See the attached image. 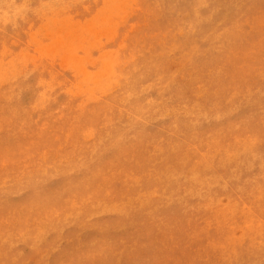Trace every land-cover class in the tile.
Masks as SVG:
<instances>
[{
	"label": "rangeland",
	"instance_id": "obj_1",
	"mask_svg": "<svg viewBox=\"0 0 264 264\" xmlns=\"http://www.w3.org/2000/svg\"><path fill=\"white\" fill-rule=\"evenodd\" d=\"M0 264H264V0H0Z\"/></svg>",
	"mask_w": 264,
	"mask_h": 264
},
{
	"label": "bare ground",
	"instance_id": "obj_2",
	"mask_svg": "<svg viewBox=\"0 0 264 264\" xmlns=\"http://www.w3.org/2000/svg\"><path fill=\"white\" fill-rule=\"evenodd\" d=\"M124 16H125V15H124ZM116 17H117V16H116ZM121 17H122V16H121ZM121 22H122V21H121ZM82 29H83V28H82ZM80 32H81V31H80ZM80 32H79V33H80ZM80 39H81V38H80ZM69 44H70V43H69ZM83 44H84V43H83Z\"/></svg>",
	"mask_w": 264,
	"mask_h": 264
}]
</instances>
